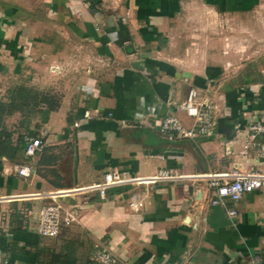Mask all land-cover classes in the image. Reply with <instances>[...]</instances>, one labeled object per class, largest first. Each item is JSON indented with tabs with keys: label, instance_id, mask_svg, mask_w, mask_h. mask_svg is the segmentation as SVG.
I'll use <instances>...</instances> for the list:
<instances>
[{
	"label": "crops",
	"instance_id": "1",
	"mask_svg": "<svg viewBox=\"0 0 264 264\" xmlns=\"http://www.w3.org/2000/svg\"><path fill=\"white\" fill-rule=\"evenodd\" d=\"M263 22L264 0H0V76L5 62L19 72L28 57L45 79L31 84L54 86L69 65L79 69L80 57L93 60L81 75L55 83L66 89L58 106L42 102L22 122H0L7 264H93L97 249L122 264H264V188L214 206L205 182L116 187L103 198L83 190L113 170L141 177L160 168L264 172L255 149L239 152L248 125L264 119V56L240 59L228 30L236 23L243 35L245 25ZM50 63L60 65V76ZM190 87L217 106L211 134L162 133L166 115L191 125L178 110ZM28 138L44 144L33 156L24 152ZM18 166L29 167V176L18 175ZM53 200L75 220L42 238L38 209ZM136 200L137 212L128 206Z\"/></svg>",
	"mask_w": 264,
	"mask_h": 264
},
{
	"label": "built area",
	"instance_id": "2",
	"mask_svg": "<svg viewBox=\"0 0 264 264\" xmlns=\"http://www.w3.org/2000/svg\"><path fill=\"white\" fill-rule=\"evenodd\" d=\"M217 106L208 98L201 97L198 90L190 87L185 97L180 101L178 110L183 112L190 120L191 125L185 127L174 116L166 115L160 121L159 129L162 133H174L178 137L194 139L200 136H208L212 132L213 119ZM87 116V114H86ZM247 140L243 142L239 150L245 155L249 149H255L259 157L264 158V119L252 121L247 127ZM40 138H28L25 146V155L33 156L43 148ZM27 166H18L16 173L27 177L30 174ZM194 183L205 182L210 190L209 203L211 205H224L226 201L236 203L244 194L264 188V172L259 170L232 171L229 173H200L183 174L166 168H160L151 176L125 175L118 171L104 173L102 180L84 187L86 192H97L103 198L106 191L116 187L138 186L153 183ZM128 206L135 212L139 211L142 203L138 200L130 201ZM230 217L236 215L235 208L227 209ZM75 220L72 211L64 208L53 200L38 209L37 233L42 238H54L58 236L62 226L71 224ZM91 261L93 264H122L112 253L105 249L94 251ZM0 264H7V259L0 254ZM10 264H18L12 262ZM26 264H41L38 262Z\"/></svg>",
	"mask_w": 264,
	"mask_h": 264
},
{
	"label": "rangeland",
	"instance_id": "3",
	"mask_svg": "<svg viewBox=\"0 0 264 264\" xmlns=\"http://www.w3.org/2000/svg\"><path fill=\"white\" fill-rule=\"evenodd\" d=\"M245 26L243 35L240 33L237 35L236 23L229 24V34L236 35V38L229 42V48L234 50L235 55L238 50V57H240V59L243 58V60L245 59L244 61L249 64L264 56V22L258 25L252 24ZM57 34L60 35L59 33ZM29 62L30 60L27 57V59H25L26 64H23L19 72L15 69V66L14 68L11 64L8 66L7 62H5V70L0 76L2 80L1 84L3 85V88H0L3 89V91L0 90V122L3 119L8 120V124H11L13 119L14 121L22 122L23 120L21 119H23V117H27L26 119H28L30 114L35 115V112L38 114V108L42 102L47 106H58L63 97H65L64 93L66 89L63 91V86L56 85L55 83L61 82V85H63V82L73 79L76 75H81L80 72L88 68L85 67L86 65L91 66L93 60L88 57H80L78 63L80 62L82 66H78V63L75 64L76 61L72 60V64L74 62L79 69L76 68V66L69 65V67H71L70 70L66 71L64 74L60 73L61 67L58 63L48 64V71H51L50 73L58 76L62 74V79L58 77H54L57 79L52 78L54 86L50 85L48 87L40 86L39 84H31L35 79L40 81L45 79L44 73L35 75L34 71L29 69ZM70 62L71 59L68 60V63ZM230 67L234 68L237 66L232 65ZM42 106L44 107V105ZM16 111H19L20 115L14 118L13 114ZM27 122H29L30 125H34L36 120L31 119ZM20 125L22 126L23 123Z\"/></svg>",
	"mask_w": 264,
	"mask_h": 264
},
{
	"label": "trees",
	"instance_id": "4",
	"mask_svg": "<svg viewBox=\"0 0 264 264\" xmlns=\"http://www.w3.org/2000/svg\"><path fill=\"white\" fill-rule=\"evenodd\" d=\"M90 4H92V3H90ZM49 107H54L53 105H49Z\"/></svg>",
	"mask_w": 264,
	"mask_h": 264
}]
</instances>
